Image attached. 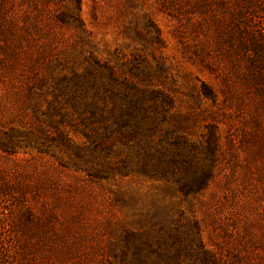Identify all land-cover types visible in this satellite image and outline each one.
Here are the masks:
<instances>
[{"label": "rangeland", "instance_id": "rangeland-1", "mask_svg": "<svg viewBox=\"0 0 264 264\" xmlns=\"http://www.w3.org/2000/svg\"><path fill=\"white\" fill-rule=\"evenodd\" d=\"M217 1L0 0V264H264V0Z\"/></svg>", "mask_w": 264, "mask_h": 264}, {"label": "trees", "instance_id": "trees-1", "mask_svg": "<svg viewBox=\"0 0 264 264\" xmlns=\"http://www.w3.org/2000/svg\"><path fill=\"white\" fill-rule=\"evenodd\" d=\"M217 2L222 8H224V12H226V10H230L228 7V0H218ZM250 6V3L247 2V4L241 7L239 10V20H237L236 23L240 33L237 35L238 41L235 49H241L243 51L248 50L250 52L253 51L255 52V55L257 54V56L263 55L257 68L259 69L260 73L264 74V33H262L260 28L256 27V23L254 24L251 20L253 16L251 13H249ZM245 7H247L248 10L242 9ZM226 37L228 40H230L229 34Z\"/></svg>", "mask_w": 264, "mask_h": 264}]
</instances>
